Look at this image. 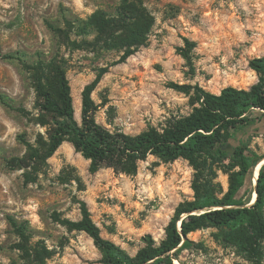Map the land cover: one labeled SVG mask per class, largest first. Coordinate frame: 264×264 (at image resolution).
Masks as SVG:
<instances>
[{
  "label": "rangeland",
  "instance_id": "obj_1",
  "mask_svg": "<svg viewBox=\"0 0 264 264\" xmlns=\"http://www.w3.org/2000/svg\"><path fill=\"white\" fill-rule=\"evenodd\" d=\"M124 1L133 0H0V96L7 102L0 100V264H23L14 223L25 227L32 246L49 251L46 264H103L93 239L61 222L80 220L82 204L105 239L135 255L149 238L162 241L177 207L194 197V170L183 159L167 163L150 156L135 175L110 168L93 173L91 162L65 142L51 158L31 160V149L44 153L54 128L40 111L34 88L41 67L62 62L81 123L83 90L101 67L110 66L92 94L101 106L96 120L132 135L192 112L191 95L173 85L220 94L259 81L249 63L264 56V0H141L153 19L148 39L117 65L121 51L68 45L69 40L94 42L97 32L85 34L79 26L97 12L118 15ZM186 39L196 43L190 60L183 56ZM237 135L264 155V118ZM218 175L227 192L229 176ZM253 190L249 178L240 195ZM213 232L190 234L196 247L181 252L173 264H249L215 242Z\"/></svg>",
  "mask_w": 264,
  "mask_h": 264
},
{
  "label": "trees",
  "instance_id": "obj_2",
  "mask_svg": "<svg viewBox=\"0 0 264 264\" xmlns=\"http://www.w3.org/2000/svg\"><path fill=\"white\" fill-rule=\"evenodd\" d=\"M152 25L153 19L141 0L124 1L118 15L97 12L79 26L85 34L89 29L97 32L94 42L84 40L80 43L68 39V45L73 50L94 46L121 51V58L113 63L117 65L145 45ZM185 45L183 56L190 60L196 43L186 39ZM249 67L259 76V81L249 89L227 87L220 94H213L200 86L173 85L182 93L191 95L192 112L168 120L162 128L152 127L135 135L112 131L96 120L101 106L96 104L92 94L110 66L101 67L95 79L83 90L81 123L75 118L72 89L62 62L52 61L35 72L34 88L40 111L45 118H50L54 128L44 153L31 149V160H47L63 143L70 142L91 162L93 173L110 168L120 174L135 175L138 164L150 156L167 163L183 159L194 170L193 200L177 207L162 241L149 238L135 255L101 235L86 204L81 206L80 220L61 221L93 239L103 255V264H173L181 252L196 247L189 235L206 229L214 230L215 242L232 248L249 264H263L264 164L259 171L254 204L250 205L255 189L249 196L247 191L243 195L240 193L248 179H253L254 169L264 155L253 151L249 139L238 138L237 134L264 118V56L252 59ZM0 100L7 104L2 96ZM40 124L46 125L47 121H40ZM232 140H238L237 144L230 143ZM16 162L22 163L19 159ZM219 171L229 176L227 192L218 182ZM14 224L22 238L17 249L23 264H46L49 251L38 245L32 246L25 227Z\"/></svg>",
  "mask_w": 264,
  "mask_h": 264
},
{
  "label": "water",
  "instance_id": "obj_3",
  "mask_svg": "<svg viewBox=\"0 0 264 264\" xmlns=\"http://www.w3.org/2000/svg\"><path fill=\"white\" fill-rule=\"evenodd\" d=\"M264 164V159L258 164V166L254 169V175L256 174V172L258 171V175L256 176V179L255 178H253V181H254V200H252L251 201V203H250V205H252V204H254V202H255V200H256V197H257V191H256V187H257V180H258V176H259V171H260V169H261V166ZM255 195H256V197H255ZM179 221H181V219L179 220ZM183 239H185V237H183Z\"/></svg>",
  "mask_w": 264,
  "mask_h": 264
},
{
  "label": "bare ground",
  "instance_id": "obj_4",
  "mask_svg": "<svg viewBox=\"0 0 264 264\" xmlns=\"http://www.w3.org/2000/svg\"><path fill=\"white\" fill-rule=\"evenodd\" d=\"M254 175V174H253ZM258 175V171L256 172V174L253 176V178H255L256 179V176ZM253 180V179H252ZM253 184H254V181H253ZM255 197H256V195H255ZM252 200H254V197H253V199Z\"/></svg>",
  "mask_w": 264,
  "mask_h": 264
}]
</instances>
